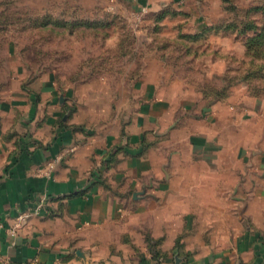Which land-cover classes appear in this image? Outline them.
Listing matches in <instances>:
<instances>
[{
  "label": "crops",
  "instance_id": "obj_1",
  "mask_svg": "<svg viewBox=\"0 0 264 264\" xmlns=\"http://www.w3.org/2000/svg\"><path fill=\"white\" fill-rule=\"evenodd\" d=\"M108 1L201 35L229 0ZM21 79L0 111V264H264L257 126L164 88L159 69L124 90Z\"/></svg>",
  "mask_w": 264,
  "mask_h": 264
},
{
  "label": "rangeland",
  "instance_id": "obj_2",
  "mask_svg": "<svg viewBox=\"0 0 264 264\" xmlns=\"http://www.w3.org/2000/svg\"><path fill=\"white\" fill-rule=\"evenodd\" d=\"M224 3L209 7L216 24L184 35L190 20L162 26L155 15L108 0H0V111L21 76L25 88L52 73L58 89L99 86L92 78L105 76L109 89L124 90L142 70L159 69L164 88L208 106L223 102L242 119L241 130L257 126L264 141V0ZM124 75L128 82L119 80Z\"/></svg>",
  "mask_w": 264,
  "mask_h": 264
},
{
  "label": "built area",
  "instance_id": "obj_3",
  "mask_svg": "<svg viewBox=\"0 0 264 264\" xmlns=\"http://www.w3.org/2000/svg\"><path fill=\"white\" fill-rule=\"evenodd\" d=\"M36 214V213H35ZM29 217V215L21 214L17 217L16 223L13 225L10 235L14 236L16 234L17 229L25 222V220ZM4 264H11L9 261H4Z\"/></svg>",
  "mask_w": 264,
  "mask_h": 264
},
{
  "label": "trees",
  "instance_id": "obj_4",
  "mask_svg": "<svg viewBox=\"0 0 264 264\" xmlns=\"http://www.w3.org/2000/svg\"><path fill=\"white\" fill-rule=\"evenodd\" d=\"M157 19H158V20H161V18H160V19L157 18ZM251 44H252V43H247V44H246L247 52L251 50Z\"/></svg>",
  "mask_w": 264,
  "mask_h": 264
}]
</instances>
